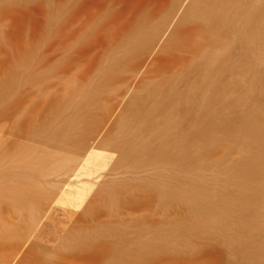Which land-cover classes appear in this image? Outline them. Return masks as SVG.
<instances>
[{"label":"rangeland","instance_id":"374dc122","mask_svg":"<svg viewBox=\"0 0 264 264\" xmlns=\"http://www.w3.org/2000/svg\"><path fill=\"white\" fill-rule=\"evenodd\" d=\"M0 264H264V0H0Z\"/></svg>","mask_w":264,"mask_h":264}]
</instances>
